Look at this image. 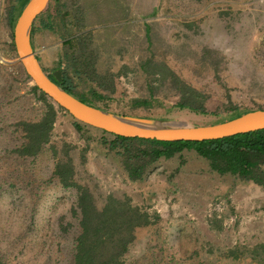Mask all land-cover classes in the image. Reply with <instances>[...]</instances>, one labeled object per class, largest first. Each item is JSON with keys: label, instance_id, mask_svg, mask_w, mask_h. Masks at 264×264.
<instances>
[{"label": "rangeland", "instance_id": "rangeland-1", "mask_svg": "<svg viewBox=\"0 0 264 264\" xmlns=\"http://www.w3.org/2000/svg\"><path fill=\"white\" fill-rule=\"evenodd\" d=\"M19 1L0 0V260L73 264L77 189L54 174L69 156L75 182L97 207L114 195L147 212L151 223L136 229L126 264H263L250 252L264 242V185L213 172L193 149L161 157L131 180L104 143L110 134L78 131L60 111L38 154L14 151L25 142L20 122L45 112L13 46L7 10ZM34 24L32 47L52 76L65 69L63 39L86 38L87 64L68 73L92 105L195 125L264 108V0H50ZM180 81L203 94L205 113L175 107Z\"/></svg>", "mask_w": 264, "mask_h": 264}, {"label": "trees", "instance_id": "trees-1", "mask_svg": "<svg viewBox=\"0 0 264 264\" xmlns=\"http://www.w3.org/2000/svg\"><path fill=\"white\" fill-rule=\"evenodd\" d=\"M27 1L24 0L22 3L19 1L17 11L14 5L8 7L7 16L12 28ZM49 3L50 1L41 14L48 9ZM35 20L30 37L35 29ZM43 26L46 28L52 27L51 20L43 21ZM83 42L85 45L87 40L82 34L77 36L76 34L69 35L63 39L65 69L61 70L60 81L54 80L51 74H49V77L71 95L84 103L92 105L88 101L83 100L85 99L84 97L75 93L73 78L68 73L70 68H74V71L80 74L81 63L87 64L84 60L86 56ZM75 61L78 62L77 65ZM179 83L181 92L175 107L189 108L205 113L203 94L188 86L185 82L180 81ZM32 90L36 93L37 98L43 102L45 112L38 121L20 122L22 130L25 132V142L14 151L22 156H34L40 152L43 145L49 141L57 113L63 111L48 101L44 94L38 92L35 86H32ZM97 98L100 100L105 99L100 94H97ZM131 103L135 106L149 105L147 99H133ZM249 110L251 109L242 110L231 114L227 118L201 125L226 121ZM109 111L117 112L110 109ZM74 126L78 131L90 127L75 120ZM100 131L103 134H110ZM110 135L112 139L109 141L104 140V143L109 151H114L119 156L122 167L131 180L141 179L149 167L161 157L170 158L183 149H193L207 161L210 170L213 172L220 175H233L243 180H251L257 184L264 185V129L205 141H159L129 138L115 134ZM54 174L63 187H75L77 189L76 208L80 216V233L76 238L73 264H126L123 256L135 239L136 229L151 223L147 212L137 206H133L128 197H117L114 195H108L105 199V204L100 208L97 207L91 191L86 186L75 182L74 166L69 156L55 164ZM74 213H76V210H74ZM250 253L264 264V242L254 245ZM231 255L237 256L235 250L231 251ZM0 264L4 263L0 260Z\"/></svg>", "mask_w": 264, "mask_h": 264}, {"label": "water", "instance_id": "water-1", "mask_svg": "<svg viewBox=\"0 0 264 264\" xmlns=\"http://www.w3.org/2000/svg\"><path fill=\"white\" fill-rule=\"evenodd\" d=\"M50 0H28L13 27V46L25 76L38 92L56 108L67 112L75 121L129 138L159 141H205L264 129V108L251 109L239 116L215 124L195 125L179 120H162L112 112L82 102L54 82L43 69L31 43L34 20L44 11ZM61 79V70L53 72Z\"/></svg>", "mask_w": 264, "mask_h": 264}, {"label": "flooded vegetation", "instance_id": "flooded-vegetation-1", "mask_svg": "<svg viewBox=\"0 0 264 264\" xmlns=\"http://www.w3.org/2000/svg\"><path fill=\"white\" fill-rule=\"evenodd\" d=\"M52 75V74H51Z\"/></svg>", "mask_w": 264, "mask_h": 264}]
</instances>
